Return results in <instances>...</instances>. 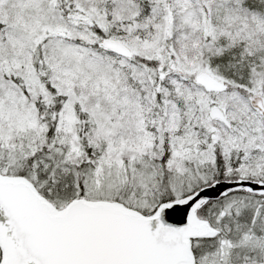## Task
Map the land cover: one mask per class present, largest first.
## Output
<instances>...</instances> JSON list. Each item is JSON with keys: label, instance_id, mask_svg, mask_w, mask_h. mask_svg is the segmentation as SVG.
I'll return each instance as SVG.
<instances>
[{"label": "snow or ice", "instance_id": "1", "mask_svg": "<svg viewBox=\"0 0 264 264\" xmlns=\"http://www.w3.org/2000/svg\"><path fill=\"white\" fill-rule=\"evenodd\" d=\"M0 264H264V0H0Z\"/></svg>", "mask_w": 264, "mask_h": 264}]
</instances>
